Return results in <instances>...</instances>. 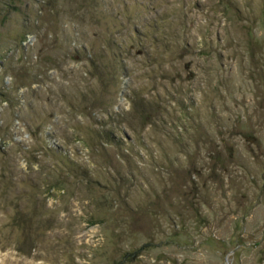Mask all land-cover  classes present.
I'll return each instance as SVG.
<instances>
[{
    "label": "rangeland",
    "instance_id": "rangeland-1",
    "mask_svg": "<svg viewBox=\"0 0 264 264\" xmlns=\"http://www.w3.org/2000/svg\"><path fill=\"white\" fill-rule=\"evenodd\" d=\"M0 264H264V0H0Z\"/></svg>",
    "mask_w": 264,
    "mask_h": 264
}]
</instances>
